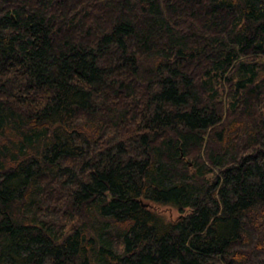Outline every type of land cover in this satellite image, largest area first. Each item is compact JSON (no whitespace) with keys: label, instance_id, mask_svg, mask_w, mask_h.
<instances>
[{"label":"trees","instance_id":"trees-1","mask_svg":"<svg viewBox=\"0 0 264 264\" xmlns=\"http://www.w3.org/2000/svg\"><path fill=\"white\" fill-rule=\"evenodd\" d=\"M0 264H264V0H0Z\"/></svg>","mask_w":264,"mask_h":264},{"label":"rangeland","instance_id":"rangeland-1","mask_svg":"<svg viewBox=\"0 0 264 264\" xmlns=\"http://www.w3.org/2000/svg\"><path fill=\"white\" fill-rule=\"evenodd\" d=\"M162 211L170 218V219H174L176 217H178V212H176L175 210H172L169 207L166 208H162Z\"/></svg>","mask_w":264,"mask_h":264}]
</instances>
